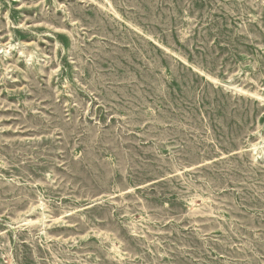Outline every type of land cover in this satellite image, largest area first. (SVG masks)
I'll return each instance as SVG.
<instances>
[{
	"label": "rangeland",
	"instance_id": "rangeland-1",
	"mask_svg": "<svg viewBox=\"0 0 264 264\" xmlns=\"http://www.w3.org/2000/svg\"><path fill=\"white\" fill-rule=\"evenodd\" d=\"M0 264H264V0H0Z\"/></svg>",
	"mask_w": 264,
	"mask_h": 264
},
{
	"label": "bare ground",
	"instance_id": "bare-ground-1",
	"mask_svg": "<svg viewBox=\"0 0 264 264\" xmlns=\"http://www.w3.org/2000/svg\"><path fill=\"white\" fill-rule=\"evenodd\" d=\"M259 145V144H258ZM258 145H256V146H258Z\"/></svg>",
	"mask_w": 264,
	"mask_h": 264
}]
</instances>
